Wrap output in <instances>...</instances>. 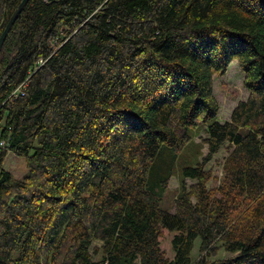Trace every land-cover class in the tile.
Wrapping results in <instances>:
<instances>
[{
  "label": "trees",
  "instance_id": "16d2710c",
  "mask_svg": "<svg viewBox=\"0 0 264 264\" xmlns=\"http://www.w3.org/2000/svg\"><path fill=\"white\" fill-rule=\"evenodd\" d=\"M19 2L0 0V34ZM10 27L0 264H264V0H28ZM232 60L248 96L220 122L212 78ZM226 143L209 189L203 163Z\"/></svg>",
  "mask_w": 264,
  "mask_h": 264
},
{
  "label": "rangeland",
  "instance_id": "374dc122",
  "mask_svg": "<svg viewBox=\"0 0 264 264\" xmlns=\"http://www.w3.org/2000/svg\"><path fill=\"white\" fill-rule=\"evenodd\" d=\"M227 70L223 74H215L212 78V89H213V95L218 103V113H217V121L223 122L227 119H229L230 114L234 106L237 104L240 100H245L248 96V90L244 87L243 79L244 74L241 71L239 64L236 60H232ZM203 130L200 129L197 131V133L193 137V141L195 143H199L201 138L204 137ZM195 147H192L194 149ZM185 150L184 154L186 156L192 157V151L194 150ZM230 147L228 144H224L221 146V148L214 154L211 155V157L203 163V169H205L207 172H209V179L206 182V186L209 189L215 188L220 184L221 178L223 176V163L225 160V157L229 154ZM207 153V147L206 145H203L201 147V154L199 155V160L206 155ZM3 168H6L13 174L16 178L23 177L27 172V167H25L26 163L25 160L22 157L13 155V154H6ZM179 167L176 169V171L168 180L167 184V196H168V202H172L176 196V194L179 192V185H180V173ZM187 184L192 183L193 181L190 179H186ZM173 231H167L166 229H162V234L159 237V243L162 251L165 253V255L168 258L173 257V251L171 247V237L173 236ZM199 239L196 238L194 241V246L191 251V257L195 260V258L199 255ZM231 253L226 252L224 250H220L216 256H213V258L216 257H227L230 256Z\"/></svg>",
  "mask_w": 264,
  "mask_h": 264
},
{
  "label": "water",
  "instance_id": "95a60500",
  "mask_svg": "<svg viewBox=\"0 0 264 264\" xmlns=\"http://www.w3.org/2000/svg\"><path fill=\"white\" fill-rule=\"evenodd\" d=\"M28 0H20L19 4H17V7L14 9L13 12H11V15L5 24L1 34H0V49L2 47V44L4 42V39L6 38L8 32L10 31V26L13 25L16 17L18 16V13L22 10V8L25 6Z\"/></svg>",
  "mask_w": 264,
  "mask_h": 264
}]
</instances>
